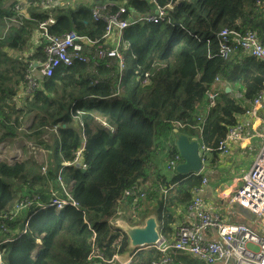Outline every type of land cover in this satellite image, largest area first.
<instances>
[{
    "label": "trees",
    "instance_id": "obj_1",
    "mask_svg": "<svg viewBox=\"0 0 264 264\" xmlns=\"http://www.w3.org/2000/svg\"><path fill=\"white\" fill-rule=\"evenodd\" d=\"M123 2L128 11L144 13L153 7L138 0H77L74 8L56 4L50 32L62 35L74 31L102 40L106 24L94 20L93 8L107 7L114 13ZM171 2L158 1L163 6ZM28 13V18L22 17L13 1L0 0V25L5 26V36L0 39V146L21 137L31 140L47 151L48 167L43 173L28 156L13 163L0 160V215L5 216L0 218L2 258L5 264H111L116 255L129 252L126 234L109 224L118 216L119 201L135 183L145 188L148 180L155 181L150 166L155 152L169 146L168 159L179 155L175 143L170 144L177 133L196 135L191 127L196 106L217 84V78L228 83L233 92H221L199 136L213 152H218L215 149L235 123V116L244 114L247 104L264 88V62L242 52L222 59L217 41L218 33L230 28L255 31L264 45V0H182L168 13L172 26L146 23L125 30L129 48L125 50L124 87L119 96H112L115 69L107 62L95 69L76 62L41 79V88L24 97L19 107L15 98L29 63L45 59L42 47L30 54L32 38L40 23L49 18L48 11L34 5ZM137 64L154 72L145 86L136 80ZM99 119H105L114 132ZM27 120L30 125L25 129ZM179 122L185 127L177 128ZM56 125L58 134L50 133L49 128ZM47 133L48 139L43 138ZM81 148L83 166L64 165L72 162ZM205 162L206 158L203 165ZM155 175L169 183L166 189L174 188L169 196V192L160 195L163 204L168 203L165 207L160 203L156 209L165 233L175 221L174 208L191 203L192 191L201 186L203 177L174 172L167 180L161 170ZM59 176L77 207L38 211L37 203H49L51 185L61 198H68L59 187ZM23 190L35 195L37 201L10 219L13 208L22 201ZM132 199L126 200L130 206ZM146 199V195L140 199L137 209ZM140 212L141 218L147 215ZM159 256L154 247L138 249L130 264H151Z\"/></svg>",
    "mask_w": 264,
    "mask_h": 264
},
{
    "label": "built area",
    "instance_id": "obj_2",
    "mask_svg": "<svg viewBox=\"0 0 264 264\" xmlns=\"http://www.w3.org/2000/svg\"><path fill=\"white\" fill-rule=\"evenodd\" d=\"M76 1L77 0H16L17 8L19 9L26 3L28 5L42 7L44 10H50L54 4H58L61 7L70 6L74 8ZM125 1L129 2L130 0ZM138 1H143L153 7L152 9L146 10L144 13L139 11H128L126 3L124 2L114 13L108 12L107 7L96 6L93 8L92 14L94 20H103L106 24L105 33L102 37V44H99L98 41L89 36L79 35L74 31L62 35L52 34L50 28L55 21L52 13H49V18L40 23L38 30L34 34L32 38L33 46L31 49V53L34 54L39 47H42L45 59L36 63H29L26 70L25 82L23 84L24 97H31L36 90L41 88L39 78L51 77L56 68L60 66H72L76 62L86 65L94 63L97 65L100 60L110 59L111 61L117 62L120 68L123 69L125 60L119 51V43L117 42L116 46L113 45L115 39L118 40L125 29L137 24H160L169 22L168 13L172 11L174 5L181 0H173V3L171 2L164 6L159 5L158 0ZM188 34L192 36V34ZM105 40L107 42H105ZM217 41L218 55L222 59L227 60L237 52H242L244 55L264 62V45L261 43L255 31L249 30L242 32L235 29L224 28L218 33ZM109 43H112L111 47H107ZM149 76V73L142 74L145 81ZM216 81L219 82V79L217 78ZM217 98L218 94L215 88L207 90L206 99L209 108L216 106ZM15 101L19 107L23 102L18 96H16ZM263 102L264 88L259 91L252 101L251 107L244 114L258 121V114L263 108ZM78 114L81 113L78 112ZM76 117L78 118V115ZM199 120L204 121L202 118ZM100 123L106 129L114 132V129L105 119L100 120ZM81 126L83 127L84 125L81 123ZM182 126V124L176 125L177 128H181ZM49 132L58 134V126L56 125L49 128ZM50 133L44 136L46 137ZM247 136H250V133L245 126L237 124L228 130L226 137L219 142L215 150L223 155H228L230 154L231 144L241 141ZM262 137L263 144L255 162L250 171L243 177L242 186L239 187L228 200L229 206H238L260 216L264 215V134ZM174 141L175 139L173 138V142ZM28 148L30 151L29 156L40 164L36 155H38L39 152H46L43 149L35 147L33 143H29ZM82 151L83 148L79 149L74 161L66 162L64 165L72 166L80 162ZM207 151H209V149ZM203 158H205L204 155H202V159ZM180 163H182V157L179 154L169 161L167 170L171 173L176 172V167ZM41 170L43 173L46 172L47 163L42 165ZM61 172L62 171H60V174ZM58 182L64 189L65 185L60 176L58 177ZM206 182V179L202 180V184ZM201 188L200 186L194 190L195 197L189 206H187V210L195 214L197 223L194 225L181 224L176 229L175 237L172 240L166 241L161 239L159 244L154 246L160 256L151 264H171L173 252L191 254L206 264H218L220 262L223 264H264V236L246 225L230 224L223 220L221 216L210 214L206 208L205 201L197 195L201 191ZM65 190V194L68 197L67 199L61 198L58 190L53 188L50 191L51 198L48 204L42 205L37 203L39 206L38 211L54 209L58 212L62 210L63 205L77 207L78 203L72 199L70 189L65 188ZM164 194H167V189ZM144 196L145 194L142 192L129 189L125 191L122 200L133 198L132 203L134 208H136L139 205L140 199ZM21 199L22 201L13 209L10 219L17 216L19 211L30 207L33 202L36 203L37 201V197L28 194L26 190H23ZM137 213L138 211L133 212L132 216H137ZM0 218L5 219V216L0 215ZM2 228L5 230L4 225ZM207 229L215 231L220 241H203L202 233ZM0 264H5L1 252Z\"/></svg>",
    "mask_w": 264,
    "mask_h": 264
},
{
    "label": "crops",
    "instance_id": "obj_3",
    "mask_svg": "<svg viewBox=\"0 0 264 264\" xmlns=\"http://www.w3.org/2000/svg\"><path fill=\"white\" fill-rule=\"evenodd\" d=\"M159 1V0H158ZM182 1V0H181ZM14 2V0H13ZM23 13L29 17L28 13V6L23 5L22 7ZM20 16L25 17L23 14L19 13ZM14 20V19H10ZM170 20V19H169ZM5 22V20H4ZM169 25H173V22L170 20L169 22H166ZM126 30V29H125ZM119 36V39H115L113 45L116 46L117 42L119 43V51L124 57L125 60V66L123 69L120 68L119 64L117 62L111 61L110 59L100 60L98 61V64L95 65L94 63L88 64V66L93 67L94 69L99 66L101 62H107L108 67L114 68V72L112 73V77L115 78L113 82V86L116 85V89L113 91L112 96L117 97L120 95V93L123 90V80L125 76L126 71V59H125V50L129 48V44L125 42L124 40V32ZM188 36H190L187 33ZM5 36V26L0 25V39H2ZM192 37V36H190ZM99 44H102L103 40H98ZM105 42H107L105 40ZM209 42V41H208ZM112 43H109L107 47H111ZM153 67V66H152ZM143 73H149V78L144 80L142 77ZM154 72L150 69H147L146 66L137 64L135 69V77L136 80L139 82L140 85L145 86L148 84V81L153 77ZM43 79V78H42ZM219 79V78H218ZM217 82V81H216ZM212 88L216 89V92L218 94V99H220L221 92L224 90L227 94H230L233 92V89L231 86L228 85L224 80H220L217 82L215 86ZM24 88L21 86L17 96L19 99H24ZM207 93V92H206ZM206 93L203 98V100L197 104L196 111L194 114V121L195 125L191 126L196 130V135L194 137H190L191 139L199 140V136L202 132H204V128L207 125L208 119L211 115L212 110L217 106L213 108H209L208 101L206 99ZM238 94L235 93V96ZM233 97V95H232ZM23 103V102H22ZM221 104H224L223 101H221ZM252 102L248 103L247 106L248 109L251 107ZM22 106V104H21ZM259 120H254L251 116H247L243 113L238 114L235 116V123L233 126L237 124H242L245 126V128L250 133V136H247L245 139L234 142L230 146V154L223 155L219 152H213V151H206L203 155L206 158V162L203 165V170L201 172V175L203 179H206L207 182L205 184L201 185V191L197 194L199 197H201L205 203L206 208L212 215H219L222 217L223 220H225L227 223L230 224H243L254 230L255 232L259 233L260 235L264 236V215H256L252 212L245 210L238 206H229L228 200L231 196L234 195L235 191L242 186L243 184V177L250 171L253 163L255 162L260 149L263 144V134H264V102H263V108L261 109L260 113L258 114ZM200 118L204 119V121L199 120ZM99 119L98 121L100 122ZM30 125V121H26L25 129ZM183 125V124H182ZM231 125V127H233ZM84 127V126H83ZM185 125H183L180 129L184 128ZM229 127L228 130L231 128ZM227 130V132H228ZM256 133V134H253ZM227 135V134H226ZM175 139V136H174ZM173 138L170 140V144H172ZM175 142V141H174ZM199 142V141H198ZM34 142L31 140H26L23 137L15 139L13 143L5 142L3 145L0 146V150H7L10 152H13L16 150V146H18L21 150H23V154L19 159H22L24 156H28V158H31L29 156V148L28 144ZM36 147V146H35ZM41 148V147H39ZM168 148L169 146H166L164 149H161L160 153L155 152V157L152 160V163L150 164L152 168L151 172V178L155 181H147L146 184L149 186L153 185H163L164 188L169 183L163 182L162 179H157L155 172L158 170L163 171L167 175V180L170 179L169 172L167 170V165L170 161L168 159ZM43 149V148H42ZM27 150V154H26ZM44 150V149H43ZM46 153H40L41 159H43V163L38 164L41 168L42 165H45L47 163L48 167V154L47 151L44 150ZM40 161V160H39ZM74 161V160H73ZM72 161V162H73ZM83 160L81 158V161L76 163L75 165H78L82 163ZM73 166V165H72ZM83 165H81L82 167ZM85 170V168H84ZM47 171V170H46ZM46 173V172H45ZM176 173V172H175ZM157 179V180H156ZM174 189V188H173ZM172 189V190H173ZM171 190V191H172ZM170 191V192H171ZM168 193V196L170 194ZM195 197L194 190L192 191V200ZM126 200L119 201L120 208L122 209V212H119V208H117V214L118 216L115 217L116 220L124 219L128 220L130 223L132 220L138 221L142 220L141 216L139 214L135 217H132V213L135 211L141 210L140 213L147 214L146 216H151V214H155L157 217V211L156 209L159 207L160 203L163 204V201L161 200L160 196H154L151 199H146L142 203V207L138 210L137 207L134 208V206H130V204ZM192 202V201H191ZM168 203V202H167ZM167 203L163 206L165 207ZM189 206V205H188ZM132 217V218H128ZM174 219L175 221L169 225V228L166 230L165 233L161 232V229L159 228L161 239L170 241L175 237L176 229L181 224H187V225H194L197 223V219L195 217V214L193 212H190L187 210V207L179 205L178 207L174 208ZM112 221V220H110ZM120 226H123L122 223H117ZM131 224V223H130ZM138 224V223H137ZM160 225V224H159ZM202 239L205 242L209 241H220V238L216 234L215 231L207 229L202 233ZM254 247V246H253ZM256 248V247H255ZM143 249V248H142ZM138 250V249H137ZM135 250L129 251L122 255H116L112 261L111 264H129L131 263L133 254ZM171 264H206L202 260L194 257L191 254L184 253V252H173L172 253V262ZM223 264V263H218Z\"/></svg>",
    "mask_w": 264,
    "mask_h": 264
},
{
    "label": "water",
    "instance_id": "obj_4",
    "mask_svg": "<svg viewBox=\"0 0 264 264\" xmlns=\"http://www.w3.org/2000/svg\"><path fill=\"white\" fill-rule=\"evenodd\" d=\"M175 146L184 160V162L176 167L177 174L183 175L203 170L202 156H200V146L197 140L191 139L185 134L177 133L175 135ZM81 165L83 163L78 164L77 167H81ZM122 222L123 226L117 224L118 220H112L109 224L126 234L129 239V251L141 247L149 248L150 246L159 244L161 241L160 225L154 213L151 216H145L138 224H130L124 219Z\"/></svg>",
    "mask_w": 264,
    "mask_h": 264
},
{
    "label": "rangeland",
    "instance_id": "obj_5",
    "mask_svg": "<svg viewBox=\"0 0 264 264\" xmlns=\"http://www.w3.org/2000/svg\"><path fill=\"white\" fill-rule=\"evenodd\" d=\"M13 1V0H11ZM84 125V124H83ZM179 125H181V122H179ZM43 138H47L48 137L46 136H43ZM39 148V147H37ZM39 149H42V148H39ZM40 153L42 152H39L38 155H36L38 157V159L40 160V163H43V159H41V156H40ZM23 154V150H21L18 146H16V150L13 151V152H10V151H7V150H0V160H7L11 163L15 162L16 160H18ZM26 154H27V150H26ZM59 187L65 192V187L64 189L59 185ZM54 187L51 185L50 187V190L49 192L53 189ZM129 189L131 190H136V191H139V192H142V193H145L147 199H151L153 198L154 196H160L162 195L164 192H165V188L163 185H151V186H146L145 188H142L141 185L135 183L132 187H130ZM127 189V190H129ZM173 189V188H172ZM171 188L170 189H167V193L172 190ZM51 193V192H50ZM19 204V203H17ZM16 204V205H17ZM15 208V207H14ZM13 208V209H14ZM118 208H119V212H122V209L120 208V205L118 204ZM128 218H131V217H128ZM133 261V257H132V260L131 262ZM130 264V263H129Z\"/></svg>",
    "mask_w": 264,
    "mask_h": 264
},
{
    "label": "bare ground",
    "instance_id": "obj_6",
    "mask_svg": "<svg viewBox=\"0 0 264 264\" xmlns=\"http://www.w3.org/2000/svg\"><path fill=\"white\" fill-rule=\"evenodd\" d=\"M179 123H176V125H178ZM178 131V130H177ZM199 142V146H200V156H202L208 149H209V151L211 150V148H209V147H207L206 145H204L203 144V142H202V140L201 139H199L198 140ZM178 150V149H177ZM178 153H179V151H178ZM180 154V153H179ZM183 159V158H182ZM201 161H202V164H203V162L205 161V158H203V159H201ZM183 162H184V160H183ZM189 174H192V175H197V176H199L200 175V172H191V173H189ZM182 175V174H181ZM183 175H188V174H183ZM145 197V196H144ZM144 197H142V198H144ZM128 199V198H127ZM126 199V200H127ZM65 207H66V205H63L62 206V210H64L65 209ZM122 220L123 219H118V222L119 223H122ZM154 246V245H153ZM153 246H150V247H152L153 248ZM149 247V248H150ZM142 248H145V247H141V248H138V249H142ZM137 250V249H136ZM135 250V251H136ZM100 258H102V256H100Z\"/></svg>",
    "mask_w": 264,
    "mask_h": 264
},
{
    "label": "clouds",
    "instance_id": "obj_7",
    "mask_svg": "<svg viewBox=\"0 0 264 264\" xmlns=\"http://www.w3.org/2000/svg\"><path fill=\"white\" fill-rule=\"evenodd\" d=\"M14 4H15V8L18 10V12L19 13H21V11H22V7H23V5H27L28 6V8H29V6H31V5H28V4H23L21 7H20V9L19 8H17V2H16V0H14V2H13ZM54 5H56V4H54ZM58 5V4H57ZM60 6V5H59ZM42 8V7H41ZM53 8V7H52ZM52 8L50 9V10H44L43 8V10L44 11H48V14L49 13H52V15H54V13H53V11H52ZM21 14H23L24 16H25V18H28L24 13H23V11H22V13ZM54 17V16H53ZM54 21H55V19H54ZM52 27V26H51ZM51 29V28H50ZM33 46V45H32ZM32 49V48H31ZM37 51V50H36ZM36 51H35V53H36ZM34 53V54H35ZM30 54L32 55V53L30 52ZM36 62H38V61H33V62H30V63H36ZM41 79L42 78H39V81H41ZM24 84V83H23ZM23 84H22V87H23ZM41 84V83H40ZM175 143V142H174ZM202 172V171H201ZM47 210V209H46ZM54 210V209H53ZM42 211V210H41ZM55 211V210H54ZM56 212V211H55ZM58 212H60V211H58ZM148 248V247H147ZM147 248H145V249H147ZM1 252V251H0ZM2 253V252H1ZM114 259V258H113ZM113 261V260H112Z\"/></svg>",
    "mask_w": 264,
    "mask_h": 264
}]
</instances>
